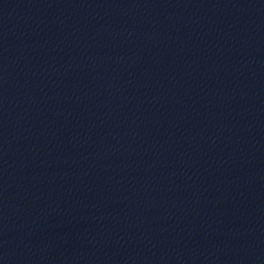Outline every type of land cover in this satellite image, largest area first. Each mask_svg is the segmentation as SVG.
I'll list each match as a JSON object with an SVG mask.
<instances>
[{"label":"water","instance_id":"obj_1","mask_svg":"<svg viewBox=\"0 0 264 264\" xmlns=\"http://www.w3.org/2000/svg\"><path fill=\"white\" fill-rule=\"evenodd\" d=\"M0 264H264V0H0Z\"/></svg>","mask_w":264,"mask_h":264}]
</instances>
